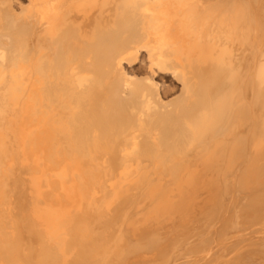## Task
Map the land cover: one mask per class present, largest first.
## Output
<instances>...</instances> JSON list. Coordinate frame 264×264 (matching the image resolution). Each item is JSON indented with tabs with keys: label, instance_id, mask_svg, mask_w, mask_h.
Here are the masks:
<instances>
[{
	"label": "bare ground",
	"instance_id": "obj_1",
	"mask_svg": "<svg viewBox=\"0 0 264 264\" xmlns=\"http://www.w3.org/2000/svg\"><path fill=\"white\" fill-rule=\"evenodd\" d=\"M22 5L0 0V264L264 257V0Z\"/></svg>",
	"mask_w": 264,
	"mask_h": 264
},
{
	"label": "rangeland",
	"instance_id": "obj_2",
	"mask_svg": "<svg viewBox=\"0 0 264 264\" xmlns=\"http://www.w3.org/2000/svg\"><path fill=\"white\" fill-rule=\"evenodd\" d=\"M12 3H13V5H14L15 7L18 6V5H20V6H18V8H19V7L23 6L22 4H24V6H25V5H28L29 0H12ZM137 63H138V62L135 63V67L138 68L139 65H137ZM179 94H180V93H179ZM177 95H178V94H177ZM177 95H176V96H177ZM202 195H203V194H201L200 197H202ZM199 204H200V202L198 203V205H199ZM178 221L181 222V219H179ZM195 223H197V224H195ZM195 223H194V224H195L194 226H195V227H196V226L198 227V226H199V223H198V222H195ZM200 226H201V225H200ZM203 228H205V225H204ZM188 229H190V228H188ZM167 230L170 231L171 229H167ZM175 230H176V231H177V230L179 231L180 228H178V229L175 228ZM203 230H204V229H203ZM198 231H199V230H196L195 232L197 233ZM193 233H194V232H193ZM206 233H208V232L206 231ZM179 237H180V238H177V240H175V242L180 241V240L183 239V238H186V236H184V235H183V236H179ZM194 239H195V237L193 236L192 238H190V239L188 240V242H191V241H193ZM259 257H260V256H258V258H259ZM261 258L264 259V257L261 256V257L259 258V261H261ZM257 260H258V259H257ZM259 261H254V262L252 261V262L255 263V264H257L256 262H258V264H260ZM263 261H264V260H263ZM263 261H262L261 263L264 264ZM252 262H250L249 264H253Z\"/></svg>",
	"mask_w": 264,
	"mask_h": 264
}]
</instances>
